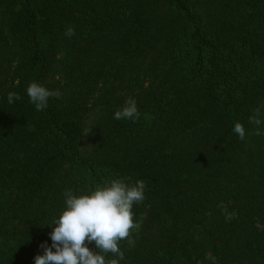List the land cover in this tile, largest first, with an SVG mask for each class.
Returning <instances> with one entry per match:
<instances>
[{
	"label": "trees",
	"instance_id": "trees-1",
	"mask_svg": "<svg viewBox=\"0 0 264 264\" xmlns=\"http://www.w3.org/2000/svg\"><path fill=\"white\" fill-rule=\"evenodd\" d=\"M31 82L62 96L37 111ZM257 108L264 0H0V264H35L64 191L114 178L146 184L120 264H264Z\"/></svg>",
	"mask_w": 264,
	"mask_h": 264
},
{
	"label": "clouds",
	"instance_id": "clouds-1",
	"mask_svg": "<svg viewBox=\"0 0 264 264\" xmlns=\"http://www.w3.org/2000/svg\"><path fill=\"white\" fill-rule=\"evenodd\" d=\"M74 35L75 28L70 25L65 36L71 38ZM26 94L37 111L45 110L50 98L62 96L59 90H49L37 82L28 85ZM19 99L21 97L16 92L7 95L9 104ZM260 115L257 108L249 117V123L257 126L255 135H264L258 127L264 122ZM113 118L138 121L140 112L135 99L128 98L125 105L115 111ZM233 132L241 141L246 138V129L240 122L234 124ZM130 179L105 180L81 195L65 190V208L48 225H55L50 233L51 246L47 243L40 245L44 252L35 257V264H120L124 259L121 242L131 239L132 233L140 227L133 208L145 199V182L129 183ZM92 244L94 249L89 247Z\"/></svg>",
	"mask_w": 264,
	"mask_h": 264
}]
</instances>
